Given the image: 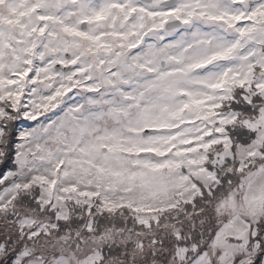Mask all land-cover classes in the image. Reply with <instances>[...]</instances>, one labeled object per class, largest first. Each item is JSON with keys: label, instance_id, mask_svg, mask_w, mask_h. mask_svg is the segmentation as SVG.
<instances>
[{"label": "snow or ice", "instance_id": "6c2138e0", "mask_svg": "<svg viewBox=\"0 0 264 264\" xmlns=\"http://www.w3.org/2000/svg\"><path fill=\"white\" fill-rule=\"evenodd\" d=\"M0 264H264V0H0Z\"/></svg>", "mask_w": 264, "mask_h": 264}]
</instances>
